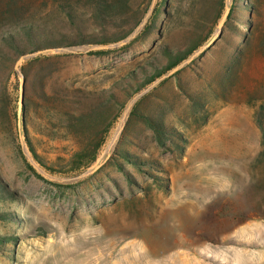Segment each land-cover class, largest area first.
Returning a JSON list of instances; mask_svg holds the SVG:
<instances>
[{
  "label": "rangeland",
  "instance_id": "374dc122",
  "mask_svg": "<svg viewBox=\"0 0 264 264\" xmlns=\"http://www.w3.org/2000/svg\"><path fill=\"white\" fill-rule=\"evenodd\" d=\"M135 1L140 9L148 4V11L153 0ZM225 4L233 14L221 39L173 76L160 80L170 70L124 99L91 168L67 175L43 171L53 180L39 179L27 166L35 163L24 139L4 127L0 180L17 197L0 204V211L15 219L0 222V236L17 241L0 248V264H170L179 250L202 256L234 244L238 226L247 220L258 221L264 233V110L258 115L264 105V0ZM155 24L152 34L102 56L88 55L85 46L72 48L74 52L54 50L66 54L59 61V83L106 86L146 61L162 60L160 44H185L187 34L174 23L160 17ZM62 32L71 35L66 28ZM16 76L10 86L16 84L20 91ZM151 86L124 140L123 129L107 155L127 104ZM150 114L174 130L164 148L142 121ZM17 117L21 119V109ZM30 127L33 138L41 140L36 113ZM39 145L36 149L50 163L75 146L47 140ZM101 162L98 171L80 178ZM148 163L151 168H144ZM258 250L259 264H264L261 236Z\"/></svg>",
  "mask_w": 264,
  "mask_h": 264
},
{
  "label": "trees",
  "instance_id": "16d2710c",
  "mask_svg": "<svg viewBox=\"0 0 264 264\" xmlns=\"http://www.w3.org/2000/svg\"><path fill=\"white\" fill-rule=\"evenodd\" d=\"M135 2L0 0V132L5 126H9L17 139L22 137L31 159L45 173L67 175L94 166L126 104L124 99H130L135 92L154 83L209 41L225 11L224 0H158L143 29L128 45L148 32L155 31V23L160 17L174 23L187 34V38L183 39L185 44L176 47L169 42L160 44L158 52L162 60L154 58L146 61L106 86L92 88L87 85L75 88L65 81L59 83L62 69L60 63L66 54L53 51L120 43L142 22L147 11L148 4L140 9ZM164 7H169L168 11L163 10ZM247 8L253 9L252 6ZM232 14L233 8L230 9L224 27ZM62 28H66L71 35L62 32ZM247 32L252 34V26L247 27ZM157 35L163 38L160 32ZM237 37L245 42L241 35ZM39 52L41 53L26 59L20 66L24 87L19 119L18 86H10L11 78H17L14 64L21 56ZM107 53L108 50H97L87 54L102 56ZM148 95L133 105L121 141ZM263 110L264 105H261L258 115ZM35 113L39 119L41 140L72 141L75 144L74 149L62 156H56L51 163L42 156L36 149L41 140H35L30 134ZM142 121L152 132L157 144L163 148L174 135L173 129L167 128L161 119L151 114L144 115ZM27 166L42 179L29 164ZM151 166L148 163L144 168ZM16 197L0 180V204L15 200ZM0 222L14 223L15 219L9 213L0 211ZM16 241V237L0 236V248Z\"/></svg>",
  "mask_w": 264,
  "mask_h": 264
},
{
  "label": "crops",
  "instance_id": "0c3cea01",
  "mask_svg": "<svg viewBox=\"0 0 264 264\" xmlns=\"http://www.w3.org/2000/svg\"><path fill=\"white\" fill-rule=\"evenodd\" d=\"M260 226L256 220H247L238 226L234 244L226 245L222 250H210V254L202 256L192 254L188 249L179 250L170 257V264H259L258 244L260 236L264 238Z\"/></svg>",
  "mask_w": 264,
  "mask_h": 264
},
{
  "label": "water",
  "instance_id": "95a60500",
  "mask_svg": "<svg viewBox=\"0 0 264 264\" xmlns=\"http://www.w3.org/2000/svg\"><path fill=\"white\" fill-rule=\"evenodd\" d=\"M154 2L155 0L152 1V4L150 5L149 10L147 11L146 15L144 16L142 22L136 27V29L127 37L125 38L123 41H121L118 44L115 45H111V46H85L84 48V52L88 53L90 51H97V50H109L112 48H116V47H120L123 46L127 43H129L131 40H133L139 33L140 31L143 29L146 21L148 20L153 7H154ZM229 7L227 4H225V11L224 14L219 22L217 31L214 33V35L212 36V38L204 45H202L197 51H195L188 59H186L184 62H182L181 64H179L178 66H176L174 69H172L168 74L164 75L160 80H164L169 76H172L173 74H175L176 72H178L180 69H182L183 67H185L186 65L190 64L196 57H198L200 54H202L207 48H209L210 46L213 45V43L216 41V39L219 37V35L221 34V30L224 26V23L226 21L227 16L229 15ZM57 52H74V49L72 48H61V49H57L55 50ZM39 53H35V54H30V55H25V56H21L16 63L14 64V71L15 73L20 77V91H19V103H18V109H20L21 106V102H22V98H23V87H24V78L23 75L21 73L20 70V66L21 64L28 58L34 57ZM154 86V85H153ZM153 86H151L149 89L145 90L144 92H142L141 94L137 95L136 97H134L126 106L125 110L122 113V116L120 118V122L118 124L117 130L114 134V136L112 137L108 149H107V155H109V150L117 143L123 129L125 126V121L126 118L129 114V112L131 111L133 105L135 104V102L137 101V99H139L140 97H142L144 94H146ZM22 143V140H21ZM30 165L32 166V168L44 179L52 181L53 179L47 175H45L43 173V171L38 168L35 164H33L30 161ZM103 165V162L98 163L92 170L85 172L84 174H82L80 176V178H84L87 176H90L92 174H94L96 171H98L100 169V167Z\"/></svg>",
  "mask_w": 264,
  "mask_h": 264
}]
</instances>
